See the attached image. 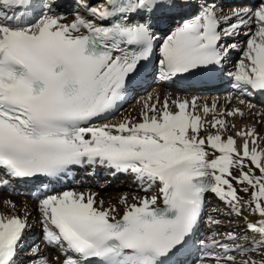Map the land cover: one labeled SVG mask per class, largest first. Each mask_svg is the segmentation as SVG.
Listing matches in <instances>:
<instances>
[{"label": "snow or ice", "instance_id": "obj_1", "mask_svg": "<svg viewBox=\"0 0 264 264\" xmlns=\"http://www.w3.org/2000/svg\"><path fill=\"white\" fill-rule=\"evenodd\" d=\"M77 5L86 14L75 11L66 23L55 0H0V190L14 191L12 181L58 177L71 166L135 177L145 195L131 203L121 196L122 210L104 207L93 192L32 193L44 241L59 249L55 264H183L177 257L192 255V246L199 252L192 264H264V137L254 126L226 135L228 118L243 117L254 105L240 99L244 107L228 109L215 100L201 105L195 96L157 93L141 101L138 120L94 123L143 83L149 73L141 66L158 40L154 78L194 85L222 71L238 45L221 41L247 29L228 76L237 93L264 94V0L227 14L202 5L163 37L153 31L154 14L186 3ZM208 192L235 216L247 209L257 218L244 216L243 233L220 235L211 231L220 221L209 215L210 234L193 240ZM0 206L10 210L0 211V264H18L30 213L10 198ZM31 256L30 264H53L38 248Z\"/></svg>", "mask_w": 264, "mask_h": 264}, {"label": "bare ground", "instance_id": "obj_2", "mask_svg": "<svg viewBox=\"0 0 264 264\" xmlns=\"http://www.w3.org/2000/svg\"><path fill=\"white\" fill-rule=\"evenodd\" d=\"M187 1L188 0H178V2L186 3V5L188 3ZM223 1L225 0H211L210 4L218 5L220 4V2H223ZM88 3L90 5H94L100 2H96L94 0H88ZM55 4L58 5L56 10L60 13H63L64 16L66 17L65 22L66 23L70 22L73 16L70 14H66L68 12V6L70 7L67 1L66 0H58V1L55 0ZM225 9H228L227 11L229 12L235 8L230 9V8L225 7ZM199 10L191 9V8H188L187 6L177 9V10H173L172 12L168 10H157L158 13L160 11L162 12L166 11V13H169V15L167 14L166 16H163L162 18L156 17L158 15L153 16V21H154L153 31L155 33H158L160 31L165 32L164 28L166 30L165 26L166 24H168V22L172 23L171 29H174L175 27L178 26L179 23H182L184 19L190 18L192 15H195ZM228 12H225L224 14H227ZM81 14L84 15L86 13L83 11V13ZM134 19H136V17H134ZM159 37H163V36L160 35ZM222 41H221V44H232L231 41H226V42H222ZM233 43H235L234 40H233ZM154 49L155 50H154L153 55L157 53V59H158V47L156 51V46L154 45ZM229 59H230V52L228 54V57L224 60V63L222 65V71H218L214 75V77L206 83H199L197 86H194L193 84L184 83V82H181V80H177V79L172 80V81H167V82L159 81L158 79H155V80L153 79L154 85L149 90L148 95L158 93L160 94L161 99H163L164 95H170L172 97L181 96V97H188V98L195 96L197 97L198 102L201 105H203L204 103H208L210 105L215 100L219 105L226 106L228 109H231L234 107H244L239 104V100L244 99L248 103H251L252 105H254V108L251 110V112H249V110L245 107L243 117H240L239 115L235 117H229L228 118L229 130L226 133V135L231 134L235 136L236 129L244 127V126H254L258 134L261 137H264V117L257 115V113L264 111V97L260 96L258 93H254L252 95H247V96H245L242 93H237L232 87V81L231 80L226 81L224 80V78H222L224 74L228 75L230 71L234 70V68L232 69V62H230ZM141 67L143 69V64ZM151 68L152 67L149 68V71L151 70ZM151 81L152 79L150 78V74H149L145 79H143V83H141L138 87H135L133 90H130L128 94L132 95L136 89H139L147 85ZM216 82H218V84H216ZM224 86L229 88V90L226 92L225 91L221 92V93L220 92L216 93L215 91H212L210 95L208 94L205 95V92H207L208 90H220ZM229 93L232 94V99L230 102L226 100ZM148 95L147 94L139 95L138 102L134 104L132 107H129L127 109L126 108L124 109V106H126V102H124L114 112H112L111 114L107 115L106 117L102 119L94 121V123H115V122H119L121 118L124 116H131L138 120L139 119L138 114L141 109V101ZM210 118L211 117L209 116V119ZM233 124L236 126L235 128L231 127V125ZM209 131H214V130L209 129ZM240 142L241 141L239 137H237V143L239 144ZM259 147L264 148V140L260 142ZM254 171L256 172L257 175H259L258 170L254 169ZM103 174L108 175V179L104 181H107V182L109 181L110 182L109 184L111 185H112L111 182L116 181L117 177H122L123 183L121 182L120 184L117 185L122 188V191L119 193L113 194L114 192L106 193L102 191L103 189L100 190L99 188H97L95 179L97 176L103 175ZM11 187H13L15 190L14 191L0 190V200L10 198L16 203L18 210L21 206L26 205L28 212L30 213L29 221H28L30 227L25 233V236L22 242L23 246L32 239L33 233H34L33 231L36 229V227L41 226L42 228V225L40 222V213L37 209L38 201L32 195V193L36 192L38 188L40 189L41 198L43 197V195L59 194L66 190H70L74 192H93L96 194L97 202H99L100 200H103L104 207H108L110 204H114L121 210H122V205L119 204V199L121 196L127 195L129 203H131L133 196L145 195L144 191L141 189L139 183L136 181L135 177L132 174L117 173L115 172L114 169L101 167L99 165L79 166L78 168L70 171L69 175L66 177L65 182L57 181L56 183H52V184L44 183V182H37L34 184H28L26 182L12 181ZM208 193L210 195L215 196V194L211 192H208ZM239 194L243 196L245 199H248L250 197V192L249 193L240 192ZM228 209L230 210L229 207ZM0 211H10V210L4 208L3 206H0ZM19 214L23 215L22 212H19ZM244 216H247L248 219L250 220H255L257 218L254 214L249 212L247 209H245L244 211ZM244 216H241V217L243 218L244 223H245ZM194 235L198 239V237L201 238L202 236H205V232L204 230L203 231L197 230ZM33 248H38L40 254L47 256L50 260L53 261V264H55L54 258H56L59 255V249L47 245L44 241V234L41 236L40 240L33 245ZM31 252L32 250L30 251V256H31ZM23 254H24L23 251L20 250L17 256L18 264H22ZM197 255H199V252L197 251V249H195L192 246V255H189V256L181 255L177 257V259L180 261H183V264H187V263L192 264L194 257ZM32 258H35V257H32ZM60 258L62 259V256ZM30 262L31 261H29L28 263H24V264H30Z\"/></svg>", "mask_w": 264, "mask_h": 264}, {"label": "rangeland", "instance_id": "obj_3", "mask_svg": "<svg viewBox=\"0 0 264 264\" xmlns=\"http://www.w3.org/2000/svg\"><path fill=\"white\" fill-rule=\"evenodd\" d=\"M66 1H67L68 5H70V7L68 6V12L66 14H70L73 16V13L75 11H80V13H83L84 10H82V8H78L77 0H66ZM94 1L102 2V0H94ZM210 1L211 0H188L187 1L188 2L187 7L191 8V9H198L199 10L202 5L210 4L211 3ZM258 2H259V0H225L223 2H220V4L216 5V8H217L218 13L224 14L225 12H228L227 11L228 9H225V7L230 8V9H233V8L239 9V8H245V7L255 9ZM167 14L168 13H166V11H165V15H167ZM165 15L158 16V17L162 18ZM171 25H172V23L168 22V24H166V26H165L166 30L164 28L165 32L160 31V32L156 33V35H158V37L160 35L161 36L167 35L172 30ZM245 30H247V29L241 28L240 34L238 36H235V37H232V38H229L227 40L222 41V42L231 41L233 44V40H234L235 44L238 45V47L236 49H233L230 51V59L229 60H230V62H232V69L234 68L237 61L241 58L242 49H243L244 45L246 44L247 37L244 35ZM253 30H254V23H253ZM160 42H162V41L158 40L155 44L156 51H157L158 43H160ZM153 59H154V63L152 64V68L149 72L150 78L152 79V81L149 82L147 85H145L139 89H136L135 92L132 95H130V97L126 101V106H124V109L132 107L134 104H136L138 102V96L139 95H144V94L148 95L149 90L154 85L153 79L154 80L156 79V78H154V69H155V63L157 60V53L154 54ZM222 78H224V80H226V81L231 80L227 74H224ZM228 90H229V88L224 86L220 90H208L207 92H205V95H207V94L210 95L212 93V91H215L216 93H219V92L221 93L224 91L226 92ZM106 179H108V175H106V174L97 176L95 179L97 188H99L100 190L103 189L102 191L106 192V193L107 192H114L113 194H116V193H119L122 191V188L117 186L118 184H120L122 182V177H117L116 181L111 182L112 185L109 184L110 183L109 181L108 182L104 181ZM133 181H135V180H133ZM208 194L209 193H206V195L204 197V207H203V211H202V216H201L199 224H198V230H202V231L204 230L205 235L210 234V232L208 230L209 226H208V222H207V217L209 215H212L216 220L220 221V223L213 225L211 231L216 232L220 235L226 234L229 231H235L236 233L245 232V223H244L243 218L241 216L237 217L234 214H232L231 210L228 209V207L223 203V201H220V199L216 198L214 195H210V194L208 195ZM33 232L34 233H33L32 239L30 241H28L21 249L23 251V253L25 254V255L23 254V256H22V264L28 263L29 261L34 259V258H32V256H30V251L32 250L33 245L35 243H37L40 240L41 236L43 235V229L41 228V226L36 227V229ZM249 235H251V233H249ZM199 238L200 237H198V239ZM218 238H219V236H218ZM194 240H197V238H195ZM237 242L239 243V241H237ZM195 248H196V246H195ZM237 258L239 259V256ZM187 264H191V263H187Z\"/></svg>", "mask_w": 264, "mask_h": 264}]
</instances>
